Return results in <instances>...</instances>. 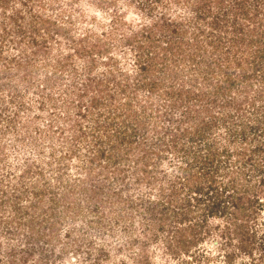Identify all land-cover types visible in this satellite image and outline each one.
Returning <instances> with one entry per match:
<instances>
[{
    "label": "trees",
    "instance_id": "trees-1",
    "mask_svg": "<svg viewBox=\"0 0 264 264\" xmlns=\"http://www.w3.org/2000/svg\"><path fill=\"white\" fill-rule=\"evenodd\" d=\"M7 1L0 0V6ZM17 1L21 6L13 4L8 14L0 13V91L12 85L9 91L16 96L18 78L23 81L30 74L32 60L52 51L49 38L57 32L68 34L72 41L67 44L74 52L60 46L52 58L51 75L57 80L65 72L75 84L74 54H87L83 66L99 69L93 78L86 76L93 80V89L77 93V113L93 119L88 140L92 154L86 156L85 170L93 175L96 164H103L99 172L107 168L108 177L111 170L115 180L111 183L120 185L116 190L108 185V198L137 205L130 188L136 190L139 181L144 182L148 189L144 212L150 226H141L144 239H158L162 252L170 253L178 264H215L212 260L218 256L223 264H264V225L255 222L264 212V0H181L199 26H185V20L163 14L151 24L147 20L143 29H137L141 32L119 44L86 28L75 36L69 27L51 26L56 23L43 9L34 8L36 0ZM25 36L27 45L20 46ZM6 43L20 49L8 53ZM51 75L45 76L46 86ZM69 93L75 100L74 86ZM144 96L151 100L144 102L147 105L142 103ZM201 112L207 115L195 121ZM18 113L17 107L12 121ZM247 113L256 120L244 118ZM218 119L227 124L226 131L210 137L218 129L214 123ZM79 120L70 123L76 132L82 126ZM82 135L86 138L78 133L74 138ZM230 142L239 146L231 148ZM70 148L79 153V147ZM223 154L226 159L236 155L238 163L223 164ZM52 161L47 160L50 165ZM130 162L136 181L128 180L123 166ZM28 163L21 168L24 174L31 169L32 162ZM36 185L31 186L33 206L45 195L42 185ZM206 238H213L216 251L202 244ZM137 253L141 263L147 261V250Z\"/></svg>",
    "mask_w": 264,
    "mask_h": 264
},
{
    "label": "rangeland",
    "instance_id": "rangeland-1",
    "mask_svg": "<svg viewBox=\"0 0 264 264\" xmlns=\"http://www.w3.org/2000/svg\"><path fill=\"white\" fill-rule=\"evenodd\" d=\"M7 3L6 6H0L2 16L3 12L8 14L11 11L13 4L21 6L17 0H9ZM181 3V0H36L34 8L43 9L44 15L47 14L57 24L51 26H63L61 29L69 27L75 36L86 28L104 36L111 44H119L126 38L130 39L136 32H141L137 29H143L145 22L151 24L163 14L172 20H185V26H199L194 22L193 13L188 12V7ZM126 13L127 18L124 17ZM12 25L8 23L10 28H13ZM188 29L191 32V27ZM27 40L28 36L20 40V46L27 45ZM48 41L53 47L52 51L49 55L39 54L32 60L34 62L30 66V74L23 81L18 78L15 85L18 94L14 96L15 93L9 91L12 85H6L0 91V98L5 102L0 103V264H178L170 253L162 252L158 239H144L146 231H141V226L150 227L148 213L144 212L148 190L144 182L139 181L136 190L130 188L135 197L134 202L137 203L131 205L127 199L108 198L109 190H116L115 186L119 188L120 185L111 183L115 181L112 180L111 170L108 171V177L105 175L107 168H100L99 172L102 163L96 164L93 175L85 170L86 156L92 152L88 140L92 137L90 132L93 119L90 116L81 118L77 113V93L85 88L93 89V80L87 81L86 76L89 74L93 78L99 69L88 70L83 66L82 59H88L87 54H74L72 60L78 65L75 84L65 72L55 80L51 75L52 58H56L60 46L63 47L62 51L66 48L64 52H74L67 44L72 38L57 32ZM9 46H5L8 53L20 49L18 45ZM114 47L117 49L118 45ZM30 50L28 47L27 53ZM24 72L21 70L20 74ZM48 74L52 79L48 80L51 82L46 86L44 79ZM73 86L75 100L69 93ZM11 98L14 100L11 101ZM19 100L23 103L18 105ZM149 100L144 96L142 103L147 105L145 103ZM86 102L83 101L84 104ZM154 106L153 110H156ZM17 107L19 113L14 122L11 115ZM159 107L161 111L164 110L162 106H157V109ZM149 109L147 107L145 111L150 112ZM223 111L219 108V112ZM61 112L66 113L59 115ZM203 114L206 116L207 112L198 114L195 121L199 122ZM243 115L245 118L248 113ZM75 118H79L82 123L77 132L75 126L70 127ZM246 119L251 122L256 120L251 117ZM50 120L53 125H49ZM228 122L231 124L238 121ZM214 123L218 129L214 125L215 132L210 137L226 131L227 124L221 119ZM76 133L85 134L86 138L82 135V138L75 139ZM151 141L155 143L156 137ZM233 143L230 142L231 148L239 146L238 142ZM157 145L158 142L154 147ZM71 146L79 147V153L73 154ZM162 153L167 151L163 150ZM167 155L172 156L169 152ZM220 157L222 163L225 161L229 166L239 161L236 155L229 159L225 158V154ZM29 160L32 162L31 169L28 174H24L21 168L28 167L26 165ZM47 160H53L52 164ZM126 163L123 166L128 172V180L134 181L133 167L128 166H133V163ZM100 182H103V186L99 188ZM35 183L38 187L42 185L45 193L37 206L31 203L34 198L31 186ZM110 183L114 187L109 189ZM70 192L75 195L69 197ZM52 197L56 199L50 200ZM15 200L18 204H13ZM14 205H19V208H14ZM255 222L258 227L264 225V212L257 216ZM215 243L213 238L202 241L206 248L211 247L214 251L217 248ZM144 250H147L148 262L141 263L137 252L145 253ZM220 259L218 256L212 263H222Z\"/></svg>",
    "mask_w": 264,
    "mask_h": 264
}]
</instances>
